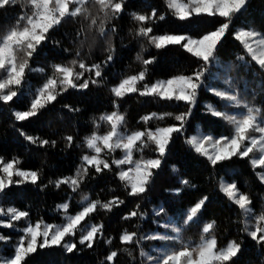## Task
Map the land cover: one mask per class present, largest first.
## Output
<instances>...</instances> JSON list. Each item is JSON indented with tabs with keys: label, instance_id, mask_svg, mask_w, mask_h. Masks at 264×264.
Returning <instances> with one entry per match:
<instances>
[{
	"label": "trees",
	"instance_id": "16d2710c",
	"mask_svg": "<svg viewBox=\"0 0 264 264\" xmlns=\"http://www.w3.org/2000/svg\"><path fill=\"white\" fill-rule=\"evenodd\" d=\"M86 7L93 16L98 14V6L88 4ZM153 9L156 10V18L143 25L153 28L150 35L175 34L199 38L226 22L218 15L206 14H193L180 20L168 8L167 0H124L123 11L106 21L103 35L99 32V21L97 25L89 27L90 19L86 20L83 16L65 18L50 29L47 39L29 60L31 69L43 71H27L18 96L8 103L0 102V159L5 163L19 160L18 168L38 174L36 183L30 180L13 183L0 193V207L5 210L14 207L29 213L27 218L13 222L12 228L0 227V235L7 238L0 240V257L13 255L14 247L24 235L22 230L28 224H63L65 212L58 206L68 203V214L74 215L84 206L82 197L87 195L90 201L99 200L101 203L114 198L123 201L118 206L113 205L110 211L98 207L84 222V227L103 225L102 236H98L89 248L79 243L82 232H77L74 237H66L61 245L37 247L36 252L27 257L25 264H148L140 256L141 249L155 256L158 254L156 250L164 247L165 242L142 240L139 244H123L120 240L122 233L135 232L137 238L165 232L174 235L170 228L164 227L165 224H172L182 228L185 241L198 243L203 225L212 221H215V227L210 235L215 236L218 248L225 247L230 241L240 244V252L230 264H264V245L258 244L244 231L246 222L252 230L255 217L264 214V182L256 174L264 172V168H253L250 157L254 154H250L249 158L234 156L213 167L206 157L196 153L186 143L194 134H208L214 138L233 134L230 125L213 116L206 108L207 104H212L218 110L227 111L226 102L208 90L209 86L227 88L225 79L250 104L264 109V71L250 60L242 44L234 38V33L241 29H254L264 34V0H247L245 9L231 18L230 28L217 45L216 60L207 65L204 86L199 89L191 115L183 131L173 134L165 155L159 157L155 145L151 143L142 151H134L133 158L136 160L160 158L162 161L160 168L154 170L145 193L130 196V188L119 179L118 172L131 167L123 165L117 168L112 164V160L124 155L120 149L111 153L103 151L100 158L108 161L111 170L104 169L97 173L94 167H88L87 175L76 191L72 190L70 184L56 186L58 180L73 178L78 170H82L84 155L95 154L87 148L85 140L94 132L103 135L110 130L109 124L99 120L101 115L113 111L123 114L125 121L120 130L131 134L178 124L173 117L153 118L147 123L141 117L152 113L175 115L188 111L189 106L184 102L141 96L139 92L117 98L111 91L122 79L138 74L145 67V80L137 85L141 89L145 83L151 85L177 75H191L202 67L203 62L180 45L157 49L148 43L147 38L136 35L141 24L133 19V13L150 15ZM25 13L32 14L27 0H17L15 4L0 9V34L14 27L17 18ZM160 16L164 19H159ZM109 55L112 56L110 61ZM138 56L140 59H137ZM241 56L245 57L244 61L238 59ZM145 59H153V62L145 66ZM72 60L83 61L89 67L101 65V77L95 78L93 72L86 71L83 78L77 81L83 83L84 79L91 77L97 79L98 83L90 82L87 89L68 88L60 92L54 102L40 109L37 115L17 121L14 112L29 110L36 89L53 76V65L70 66ZM75 70L81 71L78 66ZM21 132L25 135H21ZM25 136L37 138V142L32 143ZM68 136L73 138L71 144L66 139ZM40 140L49 143L41 145ZM13 179L22 178L14 176ZM182 180L188 183L183 184ZM228 182H235L239 191L250 198L253 209L251 217H246L220 190V185ZM204 197L207 200L198 221L185 225L188 210ZM161 208L164 211L157 215V210ZM134 210L143 216L138 214L125 219ZM9 219L0 216V220ZM73 242L76 248L68 252L63 244ZM175 246L179 247L178 244ZM111 251H117L118 256L113 262H107L106 257Z\"/></svg>",
	"mask_w": 264,
	"mask_h": 264
},
{
	"label": "snow or ice",
	"instance_id": "6c2138e0",
	"mask_svg": "<svg viewBox=\"0 0 264 264\" xmlns=\"http://www.w3.org/2000/svg\"><path fill=\"white\" fill-rule=\"evenodd\" d=\"M17 0H0V9L13 5ZM31 6L32 14H22L17 18L16 25L9 28L3 34H0V102L8 103L13 101L19 94L25 83L27 71H43V69H31L29 60L36 52L37 48L47 39V34L54 26L59 25L65 18L83 16L84 19H90L89 27L97 25L99 21V32L105 34V23L110 18H115L123 11L124 0H27ZM247 0H167V6L173 10L174 15L185 20L193 14L208 16H219L226 19L216 30L211 31L199 38H192L185 35L163 34L150 35L153 32L151 26L145 27L144 24L156 18V10L153 9L150 15L133 13V19L140 22L136 35L147 38L148 43L157 49L164 48L168 45H180L188 53L203 62L201 68L195 70L191 75H177L167 80H158L151 85L145 83L143 88L137 85L145 80V70L138 74L128 76L114 86L111 91L117 98H122L127 94L139 92L141 96H156L165 101L184 102L189 106L187 112L173 113H152L141 117L147 123L149 120L164 119L173 117L178 124L167 127H158L154 131L145 129L135 131L131 134L122 132L121 126L124 124L125 116L118 111L110 114L101 115L99 120L110 125V130L103 134L93 133L86 138L85 143L88 149L94 152V155H84L82 160L84 166L78 170L73 178L58 180L56 186L60 184H70L73 191L79 188L84 176L87 175L88 167H94L99 173L104 169L111 170V165L107 160L101 159L100 154L107 150L109 153L117 149L122 150L124 155L120 159L112 160L117 168L123 165H131L127 170L118 172L119 179L125 182L130 188V196H139L147 191V186L151 183L154 176V170L161 166V159H139L133 158L134 151H142L149 143L155 145V151L159 157L166 153L168 145L172 140L174 133H180L184 129L187 118L191 115V109L197 102L199 89L204 86L205 72L207 65L216 60L217 45L225 36L226 31L230 28L231 18L246 7ZM92 4L98 6V14L93 16L86 5ZM74 5V7H72ZM159 19H164L160 16ZM115 31V28L112 29ZM234 38L238 40L245 50L250 60L264 71V34L254 29H241L234 33ZM80 53L77 52V56ZM112 56H108L110 61ZM137 59H140L138 56ZM154 59V58H153ZM153 59L143 60L145 66L151 64ZM241 61L245 60L244 56L238 57ZM76 66L81 71H76ZM227 70V69H226ZM93 72L95 78L102 76L101 65L94 64L87 66L83 61L72 60L69 65H53V76L36 89L31 100L30 108L27 111L14 112V118L17 121H24L37 115L38 111L48 104L54 102L62 91L68 88L87 89L89 83L96 84L95 78L84 79L83 83H77L84 76V72ZM215 78V77H214ZM228 85L224 89H216L209 86V91L218 97L221 101L226 102L228 107L238 109L239 111L229 113L221 111L215 105L207 104V110L215 117L223 119L232 127L233 134L214 138L208 134H194L186 140L196 153L204 156L215 167L219 162L230 160L234 156L249 158L253 168H264V109L250 104L245 100L239 91L231 87L228 79L224 81ZM67 107V106H66ZM118 108V105H117ZM72 110V109H70ZM99 127V124H97ZM255 133V135L253 134ZM21 135H25L21 132ZM25 138L36 143L37 138L25 136ZM69 144L73 138L66 137ZM41 145L49 143L47 140H40ZM52 143H55L54 141ZM258 154V155H255ZM19 160H13L5 163L0 159V193H3L13 183H22L30 180L36 183L38 174L36 171H26L17 167ZM83 172V175L81 174ZM261 182H264V172H257ZM20 177L21 180H14L13 177ZM181 183L187 184V180ZM220 190L231 200L246 217H251L253 209L250 207V198L241 193L235 182H228L220 185ZM179 191V189H177ZM207 197L202 198L195 203L186 213L184 224L187 225L196 222L199 219V213L204 206ZM84 205L80 211L74 215L68 214L69 204L64 203L58 207L65 212V222L59 225L36 222L35 225L28 224L22 231L24 235L13 249V255L10 257H0V264H25L27 257L36 252L37 247L44 248L53 245H61L66 237L75 236L77 232H82L79 243L91 248L98 238L102 236L103 225L90 224L84 227L86 219L94 213L98 207L105 210H111L113 205H119L123 201L114 198L107 203H101L99 200L90 201L87 195L82 197ZM86 202V203H85ZM139 205H137V209ZM164 211L163 208L157 210L159 215ZM143 216L142 213L132 211L125 217L130 219L137 215ZM29 215L26 211L9 207L7 210L0 207V216H7L10 219L0 220V227H14L13 222ZM264 214L255 217V224L252 230L246 222L244 231L258 244L264 245ZM166 229L174 235L167 232L154 233L140 236L137 233H122L120 240L123 244H139L142 240H159L165 242V246L157 249V255H150L143 249L140 256L144 257L148 264H230L234 257L240 252V244L236 241H230L225 247L218 248L217 240L214 235H210L215 227V221L205 223L201 230L200 240L198 243L185 241L182 236V228L172 224H165ZM7 238L0 235V240ZM111 243V241H108ZM179 245L176 247L175 245ZM172 245V246H168ZM63 246L68 252L76 248V244L64 243ZM131 255V253H129ZM118 256L117 251H111L107 257V262H113Z\"/></svg>",
	"mask_w": 264,
	"mask_h": 264
},
{
	"label": "rangeland",
	"instance_id": "374dc122",
	"mask_svg": "<svg viewBox=\"0 0 264 264\" xmlns=\"http://www.w3.org/2000/svg\"><path fill=\"white\" fill-rule=\"evenodd\" d=\"M228 108H229V107H228ZM228 108H227V111H228L229 113H232V109L229 110ZM230 108H232V107H230Z\"/></svg>",
	"mask_w": 264,
	"mask_h": 264
}]
</instances>
